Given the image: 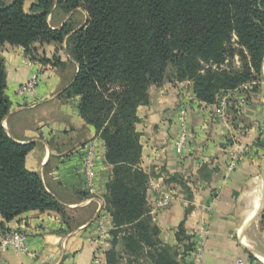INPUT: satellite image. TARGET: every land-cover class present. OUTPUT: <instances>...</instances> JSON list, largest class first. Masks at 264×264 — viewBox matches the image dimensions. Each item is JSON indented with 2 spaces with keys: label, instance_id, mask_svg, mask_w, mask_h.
I'll use <instances>...</instances> for the list:
<instances>
[{
  "label": "crops",
  "instance_id": "1",
  "mask_svg": "<svg viewBox=\"0 0 264 264\" xmlns=\"http://www.w3.org/2000/svg\"><path fill=\"white\" fill-rule=\"evenodd\" d=\"M34 3L26 0L24 10ZM87 19L83 8L66 14L55 2L47 21L52 29L67 27L73 33ZM0 56L10 103L3 126L17 143L32 145L25 166L64 209V215L29 211L0 228V239L10 231L27 237L26 252L0 248V264H96V258L106 264L112 219L104 199L111 166L104 142L67 95L78 65L65 42L34 44L29 53L5 44ZM33 78L32 90L18 93ZM190 93L188 82L153 85L148 102L137 109L139 167L150 176L147 202L159 238L176 246L182 228L195 244L186 264H264V206L252 221L264 202V81L224 92L213 105L195 101L192 94L187 109ZM184 110L190 136L179 155L174 143ZM89 147L94 173L87 183L82 163ZM163 199L165 208L158 206Z\"/></svg>",
  "mask_w": 264,
  "mask_h": 264
},
{
  "label": "trees",
  "instance_id": "2",
  "mask_svg": "<svg viewBox=\"0 0 264 264\" xmlns=\"http://www.w3.org/2000/svg\"><path fill=\"white\" fill-rule=\"evenodd\" d=\"M34 1L29 12L24 10L26 0L0 5V47L9 44L29 53L34 44L65 42L78 65L67 95L76 99L80 117L104 142L105 162L111 166L104 199L112 219L106 264H140V259L184 264L177 249L161 241L152 220L149 175L139 167L137 109L148 102L149 88L163 82L190 81L194 96L213 105L218 92L261 80L264 0ZM55 2L66 14L83 8L88 15L85 26L73 33L67 27L52 29L47 19ZM234 37L241 67L221 68ZM5 88L0 56L1 229L29 211L64 215L41 177L25 166L32 145L17 143L3 126L10 106ZM177 236L179 243L188 239L182 228ZM192 248L191 243L185 246L186 251Z\"/></svg>",
  "mask_w": 264,
  "mask_h": 264
},
{
  "label": "built area",
  "instance_id": "3",
  "mask_svg": "<svg viewBox=\"0 0 264 264\" xmlns=\"http://www.w3.org/2000/svg\"><path fill=\"white\" fill-rule=\"evenodd\" d=\"M36 79L33 78L30 82L23 85L19 90V93H28L32 90L35 85ZM182 115V114H181ZM186 120L182 117L179 120V130L176 141L174 143V148L177 154H181L187 144L189 138V130L186 127ZM83 174L86 177L87 183L93 179V170H94V153L92 147L87 148L84 157H83ZM167 200H163L158 203L159 207H165L167 205ZM27 237L24 233L19 231H12L5 234L0 239V248L2 250L12 249L15 251L26 252L27 250ZM96 264L98 260L94 261ZM237 264H242L240 260L237 261Z\"/></svg>",
  "mask_w": 264,
  "mask_h": 264
},
{
  "label": "rangeland",
  "instance_id": "4",
  "mask_svg": "<svg viewBox=\"0 0 264 264\" xmlns=\"http://www.w3.org/2000/svg\"><path fill=\"white\" fill-rule=\"evenodd\" d=\"M225 51H226V62L224 63V65L221 67V68H229V69H233V68H235V69H237V68H239V67H241V64H242V61H241V58H240V56H239V48L237 47V45H236V39H235V37L233 38V40H232V42H231V44L230 45H227L226 46V49H225ZM39 59V58H38ZM262 70H263V73H264V67L262 68ZM169 73V72H168ZM264 81V79L262 78V75H261V80H256V81H250V82H247V83H245L244 85H242L241 87H239L238 89H242V88H247L248 87V85H250V84H252V83H257V82H259V81ZM175 82H178V81H175ZM183 82H188L189 84H190V90L192 91V83L190 82V81H183ZM163 83H167V82H163ZM181 83V82H180ZM23 87V85L18 89V93H19V90L21 89ZM235 90H237V89H235ZM230 91H232V90H230ZM224 92H227V91H220V92H218L217 93V95H216V102H217V100H221V98L223 97V94L222 93H224ZM24 94V93H23ZM191 94V93H190ZM192 94H193V92H192ZM186 95L185 97H186V99H187V106H186V108L188 109L189 107V105H188V103H192L193 102V100H194V98H193V95ZM196 98V97H195ZM197 99V98H196ZM195 101H197V102H199V100L197 99V100H195ZM184 118L185 120H186V127H187V129L189 130V128H188V111L187 110H184V113L182 114V115H178V121L180 120V118ZM83 165V164H82ZM82 172H83V168H82ZM84 173V172H83ZM84 175V174H83ZM86 178V177H85ZM149 182H150V176H149ZM148 189H149V184H148ZM163 200H165V199H163ZM163 200H161V201H163ZM167 206V205H166ZM165 206V207H166ZM164 207V208H165ZM153 220V219H152ZM10 232H12V231H10ZM9 233V232H8ZM192 244V247H194L195 246V244L193 243V241H191V240H184L182 243H179L178 241H177V245L176 246H173L174 248H176L177 249V251H178V260L180 261V263H184V264H186L185 263V261H184V259L186 258V254L188 253V252H192L193 251V248H192V250H190V251H186L185 250V246H187L188 244ZM178 244H179V246H178ZM180 245H181V247H180ZM117 249L118 250H120L121 249V247L119 246V247H117ZM111 250V243H110V249H109V251ZM182 253H181V252ZM197 252V251H196ZM195 252V253H196ZM195 258V257H194ZM95 260H98V258H96ZM140 264H147V261L145 260V259H140V262H139ZM97 264H99V261H98V263Z\"/></svg>",
  "mask_w": 264,
  "mask_h": 264
},
{
  "label": "water",
  "instance_id": "5",
  "mask_svg": "<svg viewBox=\"0 0 264 264\" xmlns=\"http://www.w3.org/2000/svg\"><path fill=\"white\" fill-rule=\"evenodd\" d=\"M263 67H264V60H263ZM262 78L264 79V73H263V70H262ZM264 199V195L262 197V200ZM263 202V201H262ZM263 206H264V202L261 204V207L258 209L257 213L255 214V216L253 217L252 221H254L256 219V217H258V215H260L262 209H263Z\"/></svg>",
  "mask_w": 264,
  "mask_h": 264
},
{
  "label": "bare ground",
  "instance_id": "6",
  "mask_svg": "<svg viewBox=\"0 0 264 264\" xmlns=\"http://www.w3.org/2000/svg\"><path fill=\"white\" fill-rule=\"evenodd\" d=\"M256 199V198H255ZM257 202V201H256ZM259 204V203H258ZM258 204H257V206H258ZM259 207V206H258Z\"/></svg>",
  "mask_w": 264,
  "mask_h": 264
}]
</instances>
